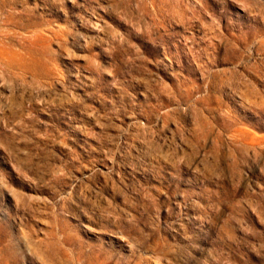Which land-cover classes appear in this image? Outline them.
<instances>
[{"label":"rangeland","instance_id":"rangeland-1","mask_svg":"<svg viewBox=\"0 0 264 264\" xmlns=\"http://www.w3.org/2000/svg\"><path fill=\"white\" fill-rule=\"evenodd\" d=\"M0 264H264V0H0Z\"/></svg>","mask_w":264,"mask_h":264}]
</instances>
